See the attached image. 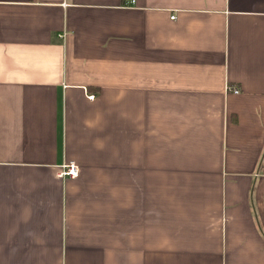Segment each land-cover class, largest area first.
<instances>
[{"label": "crops", "instance_id": "1", "mask_svg": "<svg viewBox=\"0 0 264 264\" xmlns=\"http://www.w3.org/2000/svg\"><path fill=\"white\" fill-rule=\"evenodd\" d=\"M0 264H264V0H0Z\"/></svg>", "mask_w": 264, "mask_h": 264}, {"label": "built area", "instance_id": "2", "mask_svg": "<svg viewBox=\"0 0 264 264\" xmlns=\"http://www.w3.org/2000/svg\"><path fill=\"white\" fill-rule=\"evenodd\" d=\"M171 19L174 18V16L170 17ZM65 34H62V37H64ZM228 90H231V88H227ZM232 91H234L235 93H237L239 90L237 88L233 89ZM90 99L94 98V95H89ZM60 172H59V176L62 178H69L71 180H77L79 178V166L74 163V162H68L65 163L61 166L60 168Z\"/></svg>", "mask_w": 264, "mask_h": 264}]
</instances>
